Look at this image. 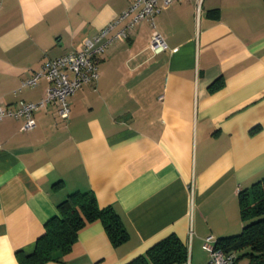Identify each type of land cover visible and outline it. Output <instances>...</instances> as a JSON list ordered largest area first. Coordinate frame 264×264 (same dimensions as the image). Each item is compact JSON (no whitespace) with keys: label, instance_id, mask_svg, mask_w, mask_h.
<instances>
[{"label":"crops","instance_id":"0c3cea01","mask_svg":"<svg viewBox=\"0 0 264 264\" xmlns=\"http://www.w3.org/2000/svg\"><path fill=\"white\" fill-rule=\"evenodd\" d=\"M131 1L0 0L1 105L37 102L47 82L21 83ZM155 24L166 50H150L147 20L127 28L100 56L99 79L68 97L67 120L48 104L29 131L21 119L0 122V264L33 253L73 192L113 208L128 239L114 246L89 223L45 264H128L170 235L187 248L183 264H211L203 238L241 232L238 194L264 178V0H203L198 18L178 0ZM218 77L223 86L209 92Z\"/></svg>","mask_w":264,"mask_h":264},{"label":"trees","instance_id":"16d2710c","mask_svg":"<svg viewBox=\"0 0 264 264\" xmlns=\"http://www.w3.org/2000/svg\"><path fill=\"white\" fill-rule=\"evenodd\" d=\"M223 86L222 77L215 79L208 91ZM239 216L243 228L238 235L216 238L217 249L235 255L234 264L246 259V264H264V178L238 194ZM57 214L43 226L35 249L30 255L16 253L19 264H45L57 261L56 255L69 253L79 232L89 223L100 222L114 246L128 239L120 217L111 207L100 208L92 192H73L56 206ZM188 259L187 248L176 236L170 235L153 245L146 255L128 264H183Z\"/></svg>","mask_w":264,"mask_h":264},{"label":"built area","instance_id":"2783aa9c","mask_svg":"<svg viewBox=\"0 0 264 264\" xmlns=\"http://www.w3.org/2000/svg\"><path fill=\"white\" fill-rule=\"evenodd\" d=\"M178 0H132L129 7L115 20L109 22L92 38L86 39L80 50L68 52L58 58L45 60L40 68L21 83V88L36 86L40 81L47 82L42 97L37 102L19 100L14 108L4 107L0 103V122L7 117L22 120L21 129L29 131L36 125L33 112L37 108H45L48 104L57 107L58 116L67 120L69 117L68 97L86 84L96 82L100 77L98 62L107 45L116 38L125 37L126 29L147 20L151 28L149 48L154 53L166 50L164 38L156 28L155 17L162 10L170 7ZM194 5L198 18L203 0H189ZM122 21L125 27L115 36L104 40L110 31ZM216 238L206 236L201 248L208 255L211 264H234L235 255L223 252L215 247Z\"/></svg>","mask_w":264,"mask_h":264},{"label":"rangeland","instance_id":"374dc122","mask_svg":"<svg viewBox=\"0 0 264 264\" xmlns=\"http://www.w3.org/2000/svg\"><path fill=\"white\" fill-rule=\"evenodd\" d=\"M202 253H203L204 256L207 255L204 251H202ZM245 260L246 259H241V260L237 261L235 264H246L247 262Z\"/></svg>","mask_w":264,"mask_h":264}]
</instances>
